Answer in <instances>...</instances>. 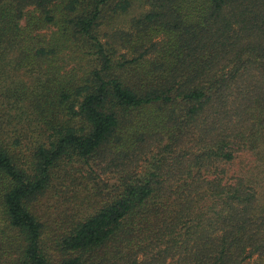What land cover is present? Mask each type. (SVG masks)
Listing matches in <instances>:
<instances>
[{
  "label": "trees",
  "instance_id": "1",
  "mask_svg": "<svg viewBox=\"0 0 264 264\" xmlns=\"http://www.w3.org/2000/svg\"><path fill=\"white\" fill-rule=\"evenodd\" d=\"M149 2L133 31L101 36L131 0H0V60L16 50L39 73L28 101L48 132L25 159L0 126V264H264V0ZM149 139L158 153L129 170ZM104 155L125 175L51 254L37 200Z\"/></svg>",
  "mask_w": 264,
  "mask_h": 264
},
{
  "label": "rangeland",
  "instance_id": "2",
  "mask_svg": "<svg viewBox=\"0 0 264 264\" xmlns=\"http://www.w3.org/2000/svg\"><path fill=\"white\" fill-rule=\"evenodd\" d=\"M151 9L149 0H131V7L125 13L112 18L109 24L102 26L101 36L115 32L133 31L134 21L143 16ZM107 39V37H106ZM110 44L116 46L119 58L122 49L117 43V36L110 39ZM128 52V51H127ZM0 60L3 75L0 80V126H3L7 134L4 136L11 144L18 143V150L22 156L28 159L35 145L48 140V132L33 114L28 97L38 82L37 72H27L16 67V50H7ZM129 55V54H128ZM117 60V59H116ZM43 77V76H42ZM16 85H19L15 87ZM14 87V93L8 92L7 88ZM157 142L149 139L137 153L130 152L132 163L129 170L135 164L140 167L136 170H145L146 159L157 154ZM146 149V152H144ZM245 164L248 166L259 164L256 155L250 152L244 155ZM120 161L115 156H94L89 161L75 159L70 165L65 164L52 181L49 188L36 202V212L45 223L44 246L51 254L60 252L58 245L62 236L77 220L90 215L100 209L102 204L113 195V190L119 185L120 179L125 172L124 166H118ZM241 162L231 169V174L240 172ZM258 205L264 207V172L258 176ZM168 260L167 264H171ZM243 264H262L257 255L247 259Z\"/></svg>",
  "mask_w": 264,
  "mask_h": 264
}]
</instances>
